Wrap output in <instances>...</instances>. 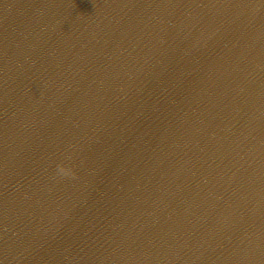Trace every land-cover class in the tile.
<instances>
[{"label": "water", "instance_id": "1", "mask_svg": "<svg viewBox=\"0 0 264 264\" xmlns=\"http://www.w3.org/2000/svg\"><path fill=\"white\" fill-rule=\"evenodd\" d=\"M0 107L42 264H264V0H0Z\"/></svg>", "mask_w": 264, "mask_h": 264}, {"label": "clouds", "instance_id": "2", "mask_svg": "<svg viewBox=\"0 0 264 264\" xmlns=\"http://www.w3.org/2000/svg\"><path fill=\"white\" fill-rule=\"evenodd\" d=\"M58 171H59V173L61 175H69L70 174V171L69 170H66L64 168H59Z\"/></svg>", "mask_w": 264, "mask_h": 264}]
</instances>
